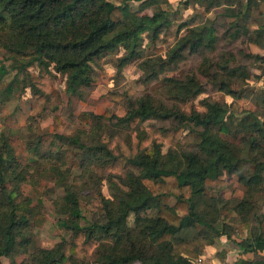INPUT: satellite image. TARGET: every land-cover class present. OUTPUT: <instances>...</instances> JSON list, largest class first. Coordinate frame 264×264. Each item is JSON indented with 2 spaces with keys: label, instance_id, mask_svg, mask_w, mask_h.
Listing matches in <instances>:
<instances>
[{
  "label": "trees",
  "instance_id": "16d2710c",
  "mask_svg": "<svg viewBox=\"0 0 264 264\" xmlns=\"http://www.w3.org/2000/svg\"><path fill=\"white\" fill-rule=\"evenodd\" d=\"M133 1L140 2L141 8L158 2L0 0L2 45L18 63V70L25 71L32 63L46 70L42 75L26 74L30 119L54 112L62 103L50 66L66 76V92L82 98L92 86L95 61L120 49L125 53L121 64L133 58L139 53L143 33L152 39L160 34L165 40L179 37L166 57L159 56V72L176 65L185 53L210 51L197 69L165 77L169 91L181 100L205 92L199 75L208 77L216 91L239 98L242 94L232 84H245L249 68H263L264 54L250 49V44L264 49V38L253 31L256 22L250 11L255 1L247 0L241 14L235 0H186V8L198 4L215 14L192 26L174 22L164 11L152 15L130 12L128 3ZM221 41L241 47L219 51ZM5 72L0 59V78ZM157 75L155 71L154 77ZM7 89L11 91L10 85ZM132 93V89L110 92L109 98L117 102L116 110L77 115L82 128L69 136L56 132L64 128V122L53 115L54 135L61 145L69 147L42 150L30 142L28 146L37 157L32 171L31 166L16 160L7 138L0 139V264L2 257L9 259L8 264H195L214 238H231L244 230L246 237L239 245L245 252H262L252 264H264V212L255 202L257 196L264 201V108L241 117L233 113L226 116L225 104L207 99L205 112H186L154 104L147 95L133 99ZM254 96L264 105V89ZM149 119H172L175 124L144 125ZM107 126L121 129L124 135L115 140L104 130ZM230 132L234 137L241 135L240 143L220 136ZM164 145L168 146L166 153H162ZM67 163L69 166L62 169ZM73 167L82 169L81 178L89 176L95 182L108 183L107 194L100 189L91 198L102 209V222L81 224L80 195L66 180ZM94 167L106 173L98 176ZM130 167L139 168L140 173L135 174ZM43 172L63 187V195L54 198L53 204L63 217L57 224L71 235L52 247L34 248L33 229L43 228L47 220L20 189L33 184ZM224 174L238 175L253 185L250 196L224 200L208 194L207 186L222 184ZM145 190L150 195L142 198ZM226 217L228 223L236 224L234 228L225 222ZM18 255L23 258L17 260Z\"/></svg>",
  "mask_w": 264,
  "mask_h": 264
},
{
  "label": "rangeland",
  "instance_id": "374dc122",
  "mask_svg": "<svg viewBox=\"0 0 264 264\" xmlns=\"http://www.w3.org/2000/svg\"><path fill=\"white\" fill-rule=\"evenodd\" d=\"M109 1L115 4H120L122 2V0ZM165 1L166 0H158L156 4L148 5L144 8L140 7V2L133 1L128 4L130 12H137L140 15H152L154 12L164 11L174 22L179 23L184 21L188 26L204 22L206 14L201 8L194 7V5L189 6V8L192 7L191 9L188 7L186 8L184 5V1L186 0ZM190 16H193L192 21L188 23L187 19ZM181 32L180 34L182 35L184 31ZM141 38L140 45L137 47L139 53L122 64L120 63V57L125 54L123 49L113 50L103 54L95 61L93 64L95 75L92 86L85 91L82 98L68 94L65 84L66 76L56 72L52 66H50L53 82L60 92L62 103L58 106L56 111H46L43 115L35 117L33 120L30 119V91L29 88L24 89L26 74L34 73L42 75L45 74L46 70L37 63H32L25 71H19L17 67L18 63H15L9 51L2 45L4 36L0 35V59L6 71L0 78V139L2 141L3 136L7 138V141L13 147L15 158L20 164L31 166L30 171H32L34 167L33 162L37 157L34 148L28 146L30 142L34 143L42 150L50 149L58 151L69 147L61 145L60 141L55 137L53 115H59L64 122V128L56 132L69 136L82 128V124L75 118L77 115L83 112H93L97 114L114 112L117 102L109 98L110 92H124L127 89H132L133 93L130 97L133 99L147 95L152 99L154 104H163L167 108L175 106L181 111L186 112L192 110L205 112L206 108L204 106V101H207V99L225 104L227 108L226 116L229 113H233V115L241 117L250 110L262 112L264 105L254 96L257 93L260 95V91L257 90L256 93L252 94L247 90L249 88L259 89L264 87V80L257 82L254 80L255 76H251L248 82L247 80L245 81V84H242L240 81L232 84V87L241 92L245 98H234L224 92L216 91V86L207 81L208 77L201 75H199L200 80L205 84L204 93L187 100L176 98L174 93L169 91L170 84L165 81V77H179L188 70L197 69L203 56L209 55L210 51L204 50L200 54L185 53L176 65L160 69L161 71L159 72V56L163 58L166 57L168 50L175 45L179 37L177 39L165 40L162 38V34H160L158 38L152 39L146 33H143ZM236 46L241 47L238 43ZM237 48L234 45L230 47V45L226 44L224 41H221L218 45L219 51H235ZM260 70L264 72V67ZM155 71L158 72L156 77H154ZM9 85L11 87L10 92H8L7 89ZM143 124H159L171 127L175 124V121L172 119L166 121L149 119L143 122ZM104 130L110 132L115 140L124 135V131L115 129L114 127L107 126ZM220 136L236 144L240 143L241 135L239 134L234 137L232 132L228 133V135L220 133ZM167 150L168 146L164 145L162 147V153H166ZM54 162L57 163L55 160ZM67 166H69L68 163L66 166H63L62 169ZM94 168L98 176H102L106 173L103 168ZM130 170L135 174L140 173V169L136 167H130ZM122 173L124 174V171ZM81 174V168L73 167L70 170L69 176L66 177L67 182L71 184L80 195V208L84 216V220L81 221V224H90L96 221L102 222L104 220L102 209L98 208L97 205L92 202L91 198L93 193L100 189L104 190V193L107 194V189H109L108 183L105 180L102 182H95V180H91L89 176L88 178H81ZM234 179L235 178H232L221 185H209L207 188L208 194L219 193L224 198H228L232 194H245L246 186L244 183L240 182L239 186L234 188ZM54 180V176L43 172L42 176L37 177L35 180L36 184H34L35 182H33V184L29 182L27 183L28 185H22L20 189L22 195L31 198L32 205L38 206L40 210L44 212L47 220L43 228L33 229L34 248L52 247L62 240H68L71 235L70 231L57 224V221L63 217L56 211L53 201L54 198H60L63 195V187L55 185ZM147 193V191L142 192L141 196L143 197ZM255 202L259 206L262 199L257 196ZM128 220L132 223L133 215H131ZM32 248L33 247H31L30 250H32ZM22 258L23 255H18L16 257L17 260ZM1 260L3 264L9 263L7 257H2Z\"/></svg>",
  "mask_w": 264,
  "mask_h": 264
},
{
  "label": "crops",
  "instance_id": "0c3cea01",
  "mask_svg": "<svg viewBox=\"0 0 264 264\" xmlns=\"http://www.w3.org/2000/svg\"><path fill=\"white\" fill-rule=\"evenodd\" d=\"M253 1L256 2V5L252 6L251 11H250L252 19L256 22V24L253 26V31L256 34L260 33L261 37L264 38V0H253ZM234 6L237 12H241V14H243L247 8V0H235ZM194 7H197L199 9L201 8L203 10V12L206 14L205 19L214 18L215 16V14L212 11L206 12L203 6L196 4L194 5ZM192 17L193 16H190L187 19L188 23L192 21ZM228 20H232V18H228ZM250 49L255 54H260V55L264 54V49L256 44H250ZM247 74H248V79L251 78V76H255L254 80H256L257 82L264 80V72H262L259 68H256V67L252 69L249 68L247 70ZM248 79H247V82H248ZM263 89L264 87H261L259 89L249 88L247 90L249 92L256 93L257 90L261 91ZM240 97H244L243 94ZM221 178L223 179L222 184H224L228 180H231L232 178H235L233 182L234 188L239 186L240 182L241 183L243 182L244 185L246 186L245 194L244 193L232 194L229 197L238 198V199H243V198L246 199V197L250 196V194L252 193L253 185L248 184L244 178H241L238 175L233 174V175L227 176L224 174ZM214 185L216 186V185H221V184H212V186ZM207 188H206V192H207ZM146 191L148 193L143 197L141 196L142 198L150 195V192L148 190H145L144 192ZM210 195H219L224 200L229 198V197L224 198L219 193L210 194ZM259 205L261 206L262 211L264 212V201L262 200V202L259 203ZM220 210L224 216V214L226 213V210L222 204L220 205ZM224 220L226 223H228L229 217L224 218ZM130 224L132 225V223L129 222V225ZM228 224L231 225L232 228L236 226L235 223H228ZM199 227L200 226H198V228ZM246 231L247 230H244L242 234L234 233L231 235V238H228L226 235H221L219 237L214 238L211 244L205 245L202 253L196 259L195 264H252L256 256L262 255V252L259 251L257 255H255V253L253 252H248V251L245 252L242 246L239 245V242H241L246 237Z\"/></svg>",
  "mask_w": 264,
  "mask_h": 264
}]
</instances>
